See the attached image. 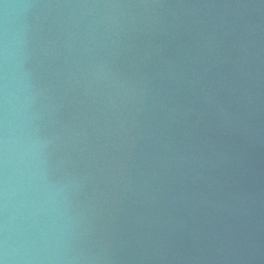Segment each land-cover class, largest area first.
Instances as JSON below:
<instances>
[{"label":"water","instance_id":"water-1","mask_svg":"<svg viewBox=\"0 0 264 264\" xmlns=\"http://www.w3.org/2000/svg\"><path fill=\"white\" fill-rule=\"evenodd\" d=\"M0 259L264 264V0H0Z\"/></svg>","mask_w":264,"mask_h":264},{"label":"clouds","instance_id":"clouds-1","mask_svg":"<svg viewBox=\"0 0 264 264\" xmlns=\"http://www.w3.org/2000/svg\"><path fill=\"white\" fill-rule=\"evenodd\" d=\"M0 264H6L5 260L0 259Z\"/></svg>","mask_w":264,"mask_h":264}]
</instances>
